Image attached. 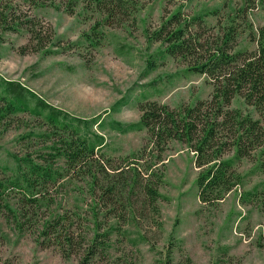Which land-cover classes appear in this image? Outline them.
Here are the masks:
<instances>
[{"label":"rangeland","instance_id":"374dc122","mask_svg":"<svg viewBox=\"0 0 264 264\" xmlns=\"http://www.w3.org/2000/svg\"><path fill=\"white\" fill-rule=\"evenodd\" d=\"M72 1L0 0V14L5 16L1 19L0 15V82H15L72 117L90 120L110 113L102 129L91 127V132L106 141L98 157L109 177L103 175L101 181L107 184V178L115 182L119 178L128 182L133 169L139 172L134 191L127 188L131 200L118 204L115 216L102 217L101 233L114 226L106 241L110 250L89 264H264V170L259 169L264 155L260 148L251 150L233 168L243 177L241 183L218 205L204 206L196 186L201 169L186 145L167 141L155 150L148 145L146 130L124 135L108 123L138 122L142 116L139 107L145 102L175 109L210 99L214 83L208 76L188 70L215 50L231 12L238 16L234 25L238 36L230 52H255L257 45L248 36L247 22L255 30L264 26V0H248L249 7H245V0H131L135 7L127 6L118 20L99 28L98 47L89 44L84 35L101 22L99 13L94 6L81 3L77 7ZM216 9L217 14L210 15ZM178 10L182 21L189 23L193 38L187 41L192 47L186 57L162 58L156 54L166 50L167 44L149 41L147 30L152 35ZM151 57L156 60L155 69L147 71ZM123 98L128 103L115 108ZM231 105L243 112L252 110L238 98ZM55 131L44 118L30 113L7 119L0 126V178L12 174L17 157L43 165L49 161L56 170H67L65 160L52 158L54 152L49 150L53 142H59V133L49 143L40 136ZM146 146V162L159 163L158 156L164 161L153 168L161 169L151 183L163 196L156 201L142 188L149 174L147 163L139 160L129 166L132 154H139ZM232 155L226 151L224 158ZM118 169L122 175L117 174ZM45 189L42 192L50 200L45 206L49 207H43L35 219L27 218L21 231L6 215H0V264L81 263L84 247L79 251L77 246L74 250L80 253L67 260L58 246H39L37 240L50 214L68 216V225L80 214L82 219L76 220L72 229L87 238L83 243L86 248L90 246L94 236L87 182L75 176ZM248 193L251 196H246ZM111 207L102 203V212Z\"/></svg>","mask_w":264,"mask_h":264},{"label":"trees","instance_id":"16d2710c","mask_svg":"<svg viewBox=\"0 0 264 264\" xmlns=\"http://www.w3.org/2000/svg\"><path fill=\"white\" fill-rule=\"evenodd\" d=\"M81 3L94 6V10L100 15L101 22H97L92 27L91 33L84 35L93 47H98L96 35L101 26L118 20L127 6L135 7L131 0L72 1V4L77 7ZM245 3V7H249L248 0H245ZM217 12L218 9L210 12V15H216ZM0 15L1 19L5 17L4 13ZM237 18L235 12L228 14L227 25L224 26V32L219 36L220 41L215 50H210L211 52L204 60L188 70L206 75L214 83V91L210 99L199 100L193 105L183 104L175 109L157 102H145L139 107L142 116L138 122L132 124H123L114 120L108 122L115 131L124 135L129 132L146 130L149 135L148 145L155 150L167 141H176L186 145L195 155L196 167L201 169L196 186L199 191L198 200L204 206L218 205L241 183L243 177L233 171V168L240 160L248 156L251 150L260 148L261 155H264V26L255 30L247 22L248 36L257 45L255 52H246V50L230 52V46L238 36V27L234 26ZM188 25L189 23L182 21L181 10H178L162 23L161 29L152 35L147 30L149 41L155 40L167 44L166 50L159 51L156 55H161L162 58L186 57L192 47L187 39L193 38ZM17 27L19 24H16L15 29ZM12 29L14 30V27ZM155 62L156 60L152 57L148 60L147 71L155 69ZM234 98L243 101V105L251 106L252 110L243 112L241 108L232 109L231 104ZM32 102L34 105L31 107ZM0 103V126L5 124L11 116L18 113H30L33 116L44 118L48 125L55 127L56 131L52 134L43 133L40 136L49 143V139L53 141V138L58 137L55 133H59V142H53L49 150L54 152L51 154L52 158L65 160L67 169L56 170L49 161L43 165L28 158L17 157V166L12 174L7 179L0 178V215H6L7 220L21 231L27 218L35 219L40 215L43 207H49L45 205L50 200L47 201L42 192L47 186L79 176L87 182V190L90 191L92 198L89 210L94 237L90 246L86 248L83 243L87 238H83L82 234L79 235L72 229L75 221L82 219L81 215L76 214L77 219L73 220V224L68 225L70 218L59 213L50 214L48 220L43 222L38 231V245L58 246L62 258L67 260L73 254L80 253V249L84 247V258L80 264H89L96 256L107 254L111 246L106 241L110 239L114 226L107 227L101 233L100 229L104 226L102 217L108 214V216H115L116 206L131 200L127 196V191H129L127 188L130 187V191L133 192L140 176L135 168L133 169L135 173L128 182L119 178L117 182L112 178H107V184L101 181L103 175L109 177L106 169L104 170L99 163L98 157L99 151L106 146V141L103 136L91 132V127L102 129L106 121L105 117L110 113H105V117H95L90 120L72 117L51 106L35 93L16 85L15 82L4 80L0 82ZM127 103V99L123 98L115 108ZM228 136H231L230 142L226 140ZM148 147H144L139 154H132L134 159L129 162V166L138 163L136 161L144 160ZM226 151L233 152V155L224 158ZM155 159L159 163L153 164V162L144 160L147 163L146 171L149 174L146 179L143 178L142 188L152 199L151 201L163 197L151 185L152 177L156 176L155 172L161 171V169L154 171L153 168L159 164L164 165L160 156ZM127 161L128 158L125 163ZM259 169L264 170V161L260 163ZM116 172L117 174L122 173L120 169ZM156 180L159 181L158 178ZM98 193H100L99 196ZM13 196H17V200H14ZM125 196L127 199L124 198ZM246 196H251V193ZM102 203L112 205L107 213L102 212ZM66 225L68 227L64 228ZM77 246L79 251L74 250Z\"/></svg>","mask_w":264,"mask_h":264}]
</instances>
